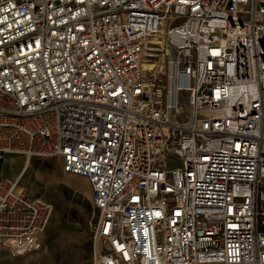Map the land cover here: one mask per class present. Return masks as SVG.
Returning <instances> with one entry per match:
<instances>
[{
  "label": "built area",
  "instance_id": "1",
  "mask_svg": "<svg viewBox=\"0 0 264 264\" xmlns=\"http://www.w3.org/2000/svg\"><path fill=\"white\" fill-rule=\"evenodd\" d=\"M59 158L91 264H264V0H0V163ZM53 205L0 177V248Z\"/></svg>",
  "mask_w": 264,
  "mask_h": 264
},
{
  "label": "rangeland",
  "instance_id": "2",
  "mask_svg": "<svg viewBox=\"0 0 264 264\" xmlns=\"http://www.w3.org/2000/svg\"><path fill=\"white\" fill-rule=\"evenodd\" d=\"M0 177L16 188L53 205V215L42 236L41 251L13 257L0 248V264H91L92 229L97 212L90 203L88 182L63 172L59 158L6 157Z\"/></svg>",
  "mask_w": 264,
  "mask_h": 264
},
{
  "label": "trees",
  "instance_id": "3",
  "mask_svg": "<svg viewBox=\"0 0 264 264\" xmlns=\"http://www.w3.org/2000/svg\"><path fill=\"white\" fill-rule=\"evenodd\" d=\"M96 220H97V216H96L95 219H94V223L96 222Z\"/></svg>",
  "mask_w": 264,
  "mask_h": 264
}]
</instances>
